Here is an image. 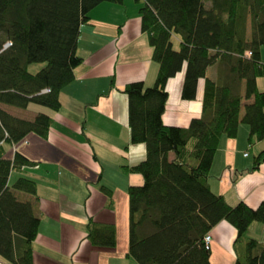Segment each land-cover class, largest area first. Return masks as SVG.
Returning a JSON list of instances; mask_svg holds the SVG:
<instances>
[{
	"label": "trees",
	"instance_id": "obj_1",
	"mask_svg": "<svg viewBox=\"0 0 264 264\" xmlns=\"http://www.w3.org/2000/svg\"><path fill=\"white\" fill-rule=\"evenodd\" d=\"M140 1L141 30L158 69L150 86L136 81L123 89L129 141L145 146L142 161L124 166L142 176L140 185L127 188V255L138 264H210L203 237L226 220L235 229L234 243H244L234 264H264V243L246 235L250 223L264 224V200L254 208L244 201L231 205L207 183L220 140L235 137L240 122L249 140L264 139V91L256 85L264 74V0ZM101 2L120 0H0V104L60 107L59 92L82 62L76 54L80 26ZM184 63L180 95L194 99L203 79L201 114L187 126L166 125V82ZM50 124L47 114L24 119L0 107V259L6 264H33L39 218L29 201L38 199L35 180L21 175L8 184L13 169L32 162L18 152L6 157L2 144L29 132L46 137ZM263 160L264 149L252 168ZM101 190L111 203V190ZM86 230L93 246H115L113 224L89 219Z\"/></svg>",
	"mask_w": 264,
	"mask_h": 264
},
{
	"label": "crops",
	"instance_id": "obj_2",
	"mask_svg": "<svg viewBox=\"0 0 264 264\" xmlns=\"http://www.w3.org/2000/svg\"><path fill=\"white\" fill-rule=\"evenodd\" d=\"M142 7L140 0H120L98 3L88 12L89 19L80 26L76 42L82 62L74 68L73 80L60 90L57 110L37 104L25 108L0 104L19 118L32 119L37 113L51 118L46 137L29 132L15 144H2L6 157L18 152L32 162L13 169L8 184L21 175L36 182V201L20 194L33 203L39 218L31 242L33 264H138L127 255V188L140 185L142 176L124 166L142 161L145 146L129 141L123 89L136 81L150 86L158 69L147 35L141 30ZM173 38L177 46L179 38ZM260 62L264 63V46ZM184 70L185 63L166 82L168 96L161 116L166 125L187 126L201 114L204 80H198L195 98L184 100L180 95ZM256 85L264 91V74L256 78ZM248 135V126L240 122L235 137L220 140L207 183L229 204L244 201L254 208L264 200V160L252 168L254 156L264 149V139L249 140ZM101 186L111 190V203ZM89 219L114 225V247L90 243ZM208 233L210 264H234L244 246L243 242L234 243V227L220 220ZM246 235L264 243V224L250 223Z\"/></svg>",
	"mask_w": 264,
	"mask_h": 264
},
{
	"label": "built area",
	"instance_id": "obj_3",
	"mask_svg": "<svg viewBox=\"0 0 264 264\" xmlns=\"http://www.w3.org/2000/svg\"><path fill=\"white\" fill-rule=\"evenodd\" d=\"M8 45H9V43L7 42V43L5 44V46H8ZM244 154H247V153H244ZM203 242H204V246H205V248H208V249H209V247H210V242H211V238H210L209 233H207V234L204 235V237H203Z\"/></svg>",
	"mask_w": 264,
	"mask_h": 264
},
{
	"label": "rangeland",
	"instance_id": "obj_4",
	"mask_svg": "<svg viewBox=\"0 0 264 264\" xmlns=\"http://www.w3.org/2000/svg\"><path fill=\"white\" fill-rule=\"evenodd\" d=\"M248 26H250L249 22H248ZM36 67H37V66L32 65V66L30 67V70H33V69H35ZM171 155H172V154L169 155V158H171V157H170Z\"/></svg>",
	"mask_w": 264,
	"mask_h": 264
},
{
	"label": "bare ground",
	"instance_id": "obj_5",
	"mask_svg": "<svg viewBox=\"0 0 264 264\" xmlns=\"http://www.w3.org/2000/svg\"><path fill=\"white\" fill-rule=\"evenodd\" d=\"M9 46V45H8Z\"/></svg>",
	"mask_w": 264,
	"mask_h": 264
}]
</instances>
